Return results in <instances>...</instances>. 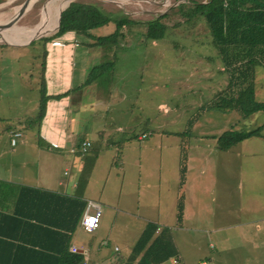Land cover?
<instances>
[{
    "label": "crops",
    "instance_id": "obj_1",
    "mask_svg": "<svg viewBox=\"0 0 264 264\" xmlns=\"http://www.w3.org/2000/svg\"><path fill=\"white\" fill-rule=\"evenodd\" d=\"M112 28L108 26L105 32ZM51 40V52L43 68V80L50 92L40 124L36 128L25 124L38 113L39 101L25 105L13 97L0 102V264H71L73 254L81 256L76 264H237L248 256L264 264V196L258 194L264 192V178L241 180L247 211L241 206L238 211L226 208L229 190L224 181L217 193L225 206L217 209L216 181L204 178L206 170L209 174L214 165H208L211 158L204 156L203 147L197 146L195 152L189 149L184 161L181 147L177 158L169 161L162 154L153 155L148 162L141 159L131 177L124 169L109 171L104 183L106 193L95 194L99 157L107 146L89 155L92 138L103 136L95 130L94 118L82 116L92 94L89 85L81 87L88 67L91 69L97 60L95 51H89L92 47L72 32ZM12 90L21 91L20 87ZM258 92L259 101H264L260 71L255 97ZM260 125V135L251 138L261 137L259 153L264 155V117ZM15 132L20 136L15 137ZM205 136L211 137L218 153L236 146L219 150V134L215 133L200 135L199 143L210 140ZM143 138V134L138 138L141 144ZM83 141L90 142L85 153L77 149ZM253 155L247 149L240 151L241 157ZM119 160L115 165H121ZM88 164L90 170L82 187L80 175ZM253 166V162H241V167ZM23 188L55 194L25 193ZM256 196L259 205L254 206ZM90 202L101 212L99 226L92 232L81 224L85 213L95 212ZM230 232L236 234L239 244L229 242ZM143 239L145 243L138 248ZM208 246L212 253L208 254ZM240 247L248 252L237 253ZM255 250H259V256L249 254Z\"/></svg>",
    "mask_w": 264,
    "mask_h": 264
},
{
    "label": "rangeland",
    "instance_id": "obj_2",
    "mask_svg": "<svg viewBox=\"0 0 264 264\" xmlns=\"http://www.w3.org/2000/svg\"><path fill=\"white\" fill-rule=\"evenodd\" d=\"M23 1L0 0V20L9 18ZM46 1L35 0L30 10L12 27L15 29L17 27L18 30L35 27L41 21V11ZM120 1L121 4H112L138 22L153 19L178 2H187V0L174 2L168 0L167 3L166 0ZM57 3L52 6V19L58 17L55 12ZM182 12L171 13L162 19L167 28L159 39L145 35L147 28L143 25L124 28L121 46L115 51L113 58L112 71L108 73L107 70L106 73L107 77L110 75L109 80L105 84L104 82L97 84V81L89 84L92 96L88 98L82 116L87 120L94 118L95 130H99L103 136L100 138L97 135L92 138L93 144L88 149L89 155H94L101 146H107L99 157L101 164L94 179V192L97 195L100 192L106 193L104 183L109 171L115 173L124 169L127 177H131L141 159L148 162L153 155L162 154L164 160L169 161L171 158H177L178 147L186 148L185 152H189L190 149L191 152L192 149L200 146L205 149L204 156L211 158L208 165H214L209 174L206 170L204 178L216 181L214 204L217 209L225 206L217 193L219 186L222 187L225 181L229 190V204L226 208L238 211L241 206L247 211L241 193V180L259 179V176L264 178V155L259 153L261 137L236 144L229 152L223 154L213 148L210 136H205L210 137V140L205 138L203 143H199L198 139L200 135L210 133L220 135L226 130L254 129L259 126L264 112H255L248 117H242L237 110L211 108L228 84L225 64L213 43L203 16L195 15L186 21ZM56 30L57 27L49 33H42L30 40L27 35H21L19 38L23 42L16 44L7 43L0 38V102H9L13 97H18V103L24 102L27 105L30 102L38 103L42 96L45 97L44 94L48 96L50 90L45 82L42 84V59L44 53L47 55L51 52L48 50V47L52 46L49 36ZM104 33L103 28L95 31L96 35ZM61 38L62 36L57 37V39ZM89 51H95L94 57L97 59L91 69L97 62L105 61L108 55L112 56L100 47L89 48ZM46 66L47 61H44L43 68ZM91 69L88 67V73ZM259 71L264 79V68L257 66L255 69L254 83L258 87ZM18 87L21 91L12 90ZM256 99L259 100V92ZM24 109L26 112L27 109ZM35 116L37 112L33 115ZM142 134L145 138L141 144L138 138ZM241 149L254 152V155L251 158L241 157ZM196 150L194 149V152ZM118 158L121 164L119 166L115 165ZM200 162L202 163L203 159H200ZM200 162L196 160V163ZM241 162H253L254 166L241 167ZM158 172L160 173V170ZM113 190L107 195L111 196ZM258 194L260 197L264 196V192L258 191ZM208 201L213 204V199ZM253 201L254 206L259 205L258 196ZM234 217L238 218L239 214H234ZM227 236L231 244H239L236 234L230 232ZM243 250L245 253L248 252L240 247L237 253ZM208 251H210L209 246ZM212 251L213 249L208 254ZM249 254L259 256V250ZM236 263L259 264V261L256 263L252 256H248L242 262ZM222 264L227 263L222 262Z\"/></svg>",
    "mask_w": 264,
    "mask_h": 264
},
{
    "label": "trees",
    "instance_id": "obj_3",
    "mask_svg": "<svg viewBox=\"0 0 264 264\" xmlns=\"http://www.w3.org/2000/svg\"><path fill=\"white\" fill-rule=\"evenodd\" d=\"M174 1L176 0H172ZM175 12H182L186 21L195 15L203 16L213 43L225 64L228 84L226 90L216 99L211 108L237 110L242 117H248L255 112H264V101H259L255 97L254 83L256 67L264 66V0H187V2H178L163 14H158L153 19L144 22L133 20L131 16L124 14L118 6L112 3H102L99 0H74L61 11L57 30L49 37L57 39L65 33L72 32L77 38H81L86 46H98L111 53L112 56L108 55L105 61L97 62L92 67L81 87L94 81H97V84L102 82L105 84L110 76L107 77V70L108 73L112 71L115 51L121 46L123 29L143 25L147 28L148 37L159 39L167 28L162 19ZM108 26H112L113 30L107 34L106 32L102 35L95 34L98 28L107 30ZM86 39L89 41L85 42ZM45 56L46 53L42 59V84L44 83ZM44 96L39 100L37 116L27 119L25 124L28 128H36L40 124L47 101V95L44 94ZM262 126L244 131H223L217 137V148L224 151L245 139L259 136ZM89 146L90 142L83 141L77 149L85 153ZM73 150L76 149L73 148ZM185 150L186 148L183 150V161L186 155ZM91 160L88 161L89 164ZM89 164L81 172L79 186L83 187L85 184L86 175L90 170ZM23 192L55 194L51 191L29 188H23ZM180 212L181 210L179 214ZM145 240H141L137 247L140 248ZM80 260V255H70L71 264H76Z\"/></svg>",
    "mask_w": 264,
    "mask_h": 264
},
{
    "label": "bare ground",
    "instance_id": "obj_4",
    "mask_svg": "<svg viewBox=\"0 0 264 264\" xmlns=\"http://www.w3.org/2000/svg\"><path fill=\"white\" fill-rule=\"evenodd\" d=\"M9 1V0H8ZM74 1V0H73ZM58 2L55 5V12L59 17V12L66 6L67 0H48L44 4L42 11H41V21L36 24V26L30 29H22L18 30L17 27L16 29L11 27L10 30H2L1 31V39L7 41V43L10 44H16V43H22L23 40H21L19 37L21 35H27L28 40L32 39L33 37H37L38 35L42 33H46L54 28L57 27V22H58V17L56 16V19H52V6H54V3ZM168 0H166V3ZM17 9V8H15ZM3 21V20H0ZM29 26V25H28ZM46 35V34H45ZM26 40V42L28 41Z\"/></svg>",
    "mask_w": 264,
    "mask_h": 264
},
{
    "label": "water",
    "instance_id": "obj_5",
    "mask_svg": "<svg viewBox=\"0 0 264 264\" xmlns=\"http://www.w3.org/2000/svg\"><path fill=\"white\" fill-rule=\"evenodd\" d=\"M71 1H73V0H67L66 6ZM99 1L109 2V3H116V4H121L122 3L120 0H99ZM34 2H35V0H24L9 18H7V19H5L3 21H0V38H1V31L9 29L15 23H17L28 12V10H30V8L33 6ZM61 11L59 12V18H60ZM58 24H59V19H58Z\"/></svg>",
    "mask_w": 264,
    "mask_h": 264
},
{
    "label": "built area",
    "instance_id": "obj_6",
    "mask_svg": "<svg viewBox=\"0 0 264 264\" xmlns=\"http://www.w3.org/2000/svg\"><path fill=\"white\" fill-rule=\"evenodd\" d=\"M14 136L18 137L20 136V134L15 133ZM89 206H93L95 208V212L85 213L82 217L81 224L86 231L92 232L99 226L101 212L97 207V205L90 202ZM72 250L73 252H76L77 249L75 247H72ZM201 264H210V263L202 262Z\"/></svg>",
    "mask_w": 264,
    "mask_h": 264
}]
</instances>
